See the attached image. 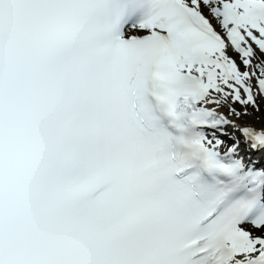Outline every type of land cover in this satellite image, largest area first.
I'll return each instance as SVG.
<instances>
[{"label":"snow or ice","instance_id":"1","mask_svg":"<svg viewBox=\"0 0 264 264\" xmlns=\"http://www.w3.org/2000/svg\"><path fill=\"white\" fill-rule=\"evenodd\" d=\"M0 264H264V0H0Z\"/></svg>","mask_w":264,"mask_h":264}]
</instances>
